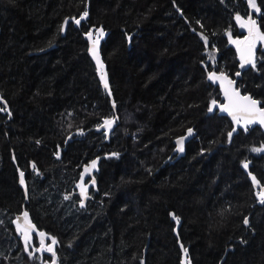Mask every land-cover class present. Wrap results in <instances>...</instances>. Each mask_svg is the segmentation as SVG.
Wrapping results in <instances>:
<instances>
[{"label":"trees","instance_id":"obj_1","mask_svg":"<svg viewBox=\"0 0 264 264\" xmlns=\"http://www.w3.org/2000/svg\"><path fill=\"white\" fill-rule=\"evenodd\" d=\"M86 2L0 0L8 107L0 111V264L51 263L34 231L25 250L16 227L23 212L45 246L55 238L57 264H181L178 239L191 264H264V201L249 177L264 183V134L238 128L229 139L232 124L208 78L236 77L229 37L244 34L236 16L264 32V0H255L259 11L249 0H89L87 20L62 35V20ZM99 26L108 32L101 53L115 109L83 37ZM254 53L256 67L236 86L264 107V48ZM105 119H115L109 135ZM189 127L179 155L174 139ZM98 157L97 191L81 206L68 193L82 164Z\"/></svg>","mask_w":264,"mask_h":264},{"label":"snow or ice","instance_id":"obj_2","mask_svg":"<svg viewBox=\"0 0 264 264\" xmlns=\"http://www.w3.org/2000/svg\"><path fill=\"white\" fill-rule=\"evenodd\" d=\"M249 5L253 9H256V11H259V9L256 6L255 0H249ZM87 15H88V12L85 11L83 13V16L81 17V20ZM81 20H76L75 22L79 24ZM236 20L241 22L240 23L241 27H247L248 33H249L248 36H246L243 41H239V40L232 41V43L237 45L238 51L240 52L241 67H244L245 65H251L253 68H255L256 60L254 58L253 49L256 47L257 40L264 41V32L260 31L259 27L257 26L256 20L251 19V17H249V19L246 22H244L242 21V18L239 15H237ZM95 32H96L95 39L92 38V32L88 33V38H89L90 45H91L88 50L91 53L92 57L97 62L98 71L101 74V80L104 82V87L108 89L107 75L104 72L103 64L100 60V55H99V50H98L100 39L105 35V33L102 28L96 29ZM205 41L207 43L206 37H205ZM210 59L214 61L215 56L211 55ZM236 75H240V73L237 72ZM208 78L211 81L221 82V86L223 87L224 96H225V99L227 100V103L220 104L219 108L222 112H227L231 116L234 124L239 125L243 123L245 126H247V125H251L252 123L258 121L261 125H264V108L259 107V104L261 103L260 101L253 99L251 96H241L237 89H231L230 87H224V81H227V84L229 86L233 84V81L229 80L223 72L219 74H217L215 71L209 72ZM109 94L111 93L109 92ZM215 105H216V101L213 100L211 102V105L209 106L208 111L213 112L214 111L213 106ZM6 109H7V105L5 104L4 107L0 108V111H6ZM114 122L115 121L113 119H105L103 121L102 127L104 129H111ZM236 130L237 129L234 127L232 131L228 133L229 139H231L233 133L236 132ZM192 131H193L192 129H188V135H191ZM184 140H185V137L183 136L177 140L178 150L181 152L184 150L183 148ZM253 150L260 151L261 149H253ZM57 155L59 154L57 153ZM112 155L115 156L118 154L113 153ZM95 167H96V161H92L91 165L86 167L85 172H90L91 169ZM243 167L247 169L248 164L244 163ZM33 168L34 169L36 168L35 164H33ZM20 176H21L20 183L24 184L23 172H21ZM82 179H83V174H82ZM253 180L255 181V177H253ZM86 194H87L86 186H81V196H86ZM257 195L260 197L262 201H264V190L257 193ZM68 198L69 197L67 196L65 197V199H68ZM81 206H83V200L81 201ZM23 218H24L23 225L19 222L20 218L19 217L17 218L16 227H17V231L22 235L24 239L25 250L28 251V245L30 244V241H31L30 229L32 226L30 222L28 221L27 212L23 213ZM173 219H175L177 223H179V217H176L174 214H173ZM244 224L245 225L249 224V220L247 217L244 218ZM44 235H45L44 233H40L41 237H43ZM55 244H56L55 238H52L51 244L47 246H45L43 240H41V249H44L45 251L52 253L51 264H57L56 258H55V252L53 250V245ZM39 250L40 249H37V251ZM184 252H185V255H187V249H184ZM28 254L30 257L32 256L31 252H29ZM141 264H143V262H141Z\"/></svg>","mask_w":264,"mask_h":264},{"label":"water","instance_id":"obj_3","mask_svg":"<svg viewBox=\"0 0 264 264\" xmlns=\"http://www.w3.org/2000/svg\"><path fill=\"white\" fill-rule=\"evenodd\" d=\"M89 0H87L86 2V9L85 11L88 12V15L86 17H84L82 20H81V17L83 16V13L85 12H82L80 13L77 17L75 16H67L65 17L62 22H61V26H60V31H61V34L64 35L65 34V31H66V28H67V25L69 22H71L73 24L74 27L76 28H80V25L81 23L85 22L89 16ZM76 20H81V22L79 24H77L75 21ZM103 27L102 26H99V27H91L87 32H84L83 33V37L85 38V40L87 41V53H88V56L89 58L91 59V61L93 62L94 66H95V69H96V74H97V78L99 80V83L101 85V87L105 90V92L107 93V95L110 97V102H111V106L113 109H115V102H114V98H113V95H112V91H111V88H110V83H109V77H108V72H107V67H106V63L103 59V56H102V53H101V45H102V42L106 39L107 35H108V32L106 30L103 29L105 35L100 39V44L98 46V50H99V55H100V60L103 64V68H104V72L106 73L107 75V80H108V89H106L104 87V82L101 80V74L100 72L98 71V67H97V62L96 60L92 57L91 53L89 52V47L91 46L90 45V41H89V38H88V33L89 32H92V38L95 39L96 38V32L95 30L96 29H100ZM238 58L240 60V53L238 52ZM247 65H245L244 67H241V60H240V69L237 71V72H241ZM236 72V73H237ZM217 74L221 73V72H216ZM227 78L229 80H232L233 81V84L231 86H229L227 84V81H224V87H230L231 89H237L240 93L241 96H251L253 99L259 101L258 99L254 98L251 94L249 93H244L242 92L237 86H236V79L238 78L239 75H236V77H232L230 76L229 74L223 72ZM214 84H216L219 88V91H220V95H221V99H222V102L220 104H225L227 103V100L225 99V96H224V91H223V87L221 86V82L220 81H213ZM109 92L111 94H109ZM0 103H3L5 104V99L1 96L0 94ZM219 104V105H220ZM219 105L217 107L218 109V112L222 115H225L229 118L231 124H232V129L235 127L236 129L238 128H248V127H253V126H258L261 130V132L264 134V125H261L258 121L252 123L251 125H247L245 126L243 123L237 125V124H234V122L232 121V118L231 116L227 113V112H222L219 108ZM259 107H262L264 108L263 106H261V104H259ZM8 111V107L6 109ZM115 121V119H113ZM113 127V126H112ZM112 129V128H111ZM111 129H106V134L109 135L110 134V131ZM188 129H192L191 127L187 128L185 133L177 136L175 139H174V151L176 153H178L179 155H182L185 151V144L187 141L190 140V138L192 137V134L191 135H188ZM193 130V129H192ZM185 137V140L183 142V148L184 150L181 152L178 150V145H177V140L180 138V137ZM92 161H96V167L91 169L90 172H85V169L86 167L90 166ZM99 163H100V158H93V159H90L88 160L87 162H85L84 164H82L81 168H80V171H79V174H78V177L76 179V181L74 182V189L73 191L69 192L68 195H73V194H76L78 195V197L80 198V200L82 201L83 200V203H85L89 197V193H90V190L93 189L94 191H97V181H96V174L99 172ZM20 172H19V182H20V179H21V176H20ZM82 174H83V179H82ZM250 177V180L251 182L253 183V185L259 189V192H261L262 190H264V183L261 184L258 179L253 175V174H250L249 175ZM253 177H255V181L253 180ZM24 178V177H23ZM94 181V183H93ZM21 184V183H20ZM81 186H86V196H81ZM21 187H22V190L24 192V195H25V200H27V196H28V191H27V185H26V182H25V179H24V184H21ZM263 201L260 199L259 203H262ZM24 213V212H23ZM23 213L21 214H18V216L16 217V222H17V218L19 217L20 218V223H23L24 224V218H23ZM173 218V216H172ZM175 220V219H174ZM175 227H174V233L175 235L177 236V229H178V225L179 223H177V221L175 220ZM31 224V223H30ZM31 230L36 232L39 236H40V233H43L42 231H38L36 230V228L34 227L33 224H31ZM41 240H43L44 244H45V235L43 237H41ZM41 240L39 242V249H41ZM178 245L181 249V264H191L190 261H189V258L187 255H185V252H184V249H187L186 247L184 248L183 247V244L180 242V240L178 239ZM145 250V248H144ZM41 252H47L45 251L44 249H41ZM49 254H51L50 252H47Z\"/></svg>","mask_w":264,"mask_h":264},{"label":"rangeland","instance_id":"obj_4","mask_svg":"<svg viewBox=\"0 0 264 264\" xmlns=\"http://www.w3.org/2000/svg\"><path fill=\"white\" fill-rule=\"evenodd\" d=\"M252 10L253 11H256V9H253L252 8ZM242 18V17H241ZM251 19H254V18H251ZM248 19L247 18H242V21H244V22H246ZM255 20V19H254ZM237 21V20H236ZM240 21H237V24H238V26H239V29L240 30H242L243 31V35H241L240 37H229V41H230V43H232V41L233 40H239V41H243L244 40V38L246 37V36H248V29H247V27H241L240 26ZM258 26V25H257ZM234 46H236L237 47V45L236 44H234V43H232ZM263 47L264 48V41H261V40H257L256 41V47ZM211 55H214V56H216L215 54H214V52H211V51H208V59L209 60H212V59H210V56ZM22 224V223H21ZM23 225V224H22ZM31 234H32V230L30 229V236H31ZM39 236V235H38ZM21 237H22V235H21ZM22 240L24 241V239H23V237H22ZM38 240H41V238H40V236H39V238H38ZM25 243V242H24ZM49 244H51V243H49ZM49 244H47V245H49ZM46 245V246H47ZM39 247V246H38ZM40 251H41V249H40ZM43 253V252H42ZM44 264H51V263H49V261L48 262H45Z\"/></svg>","mask_w":264,"mask_h":264},{"label":"flooded vegetation","instance_id":"obj_5","mask_svg":"<svg viewBox=\"0 0 264 264\" xmlns=\"http://www.w3.org/2000/svg\"><path fill=\"white\" fill-rule=\"evenodd\" d=\"M258 47H255L254 49H253V54L255 55V53H254V51L257 49Z\"/></svg>","mask_w":264,"mask_h":264},{"label":"bare ground","instance_id":"obj_6","mask_svg":"<svg viewBox=\"0 0 264 264\" xmlns=\"http://www.w3.org/2000/svg\"><path fill=\"white\" fill-rule=\"evenodd\" d=\"M23 224V223H22Z\"/></svg>","mask_w":264,"mask_h":264}]
</instances>
